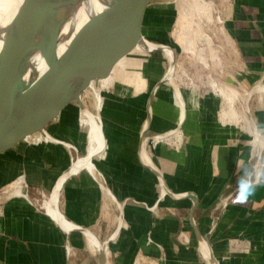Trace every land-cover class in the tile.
Segmentation results:
<instances>
[{
  "label": "crops",
  "instance_id": "0c3cea01",
  "mask_svg": "<svg viewBox=\"0 0 264 264\" xmlns=\"http://www.w3.org/2000/svg\"><path fill=\"white\" fill-rule=\"evenodd\" d=\"M224 8L237 54L232 82L251 91L247 108L259 140L222 121L219 95L183 90L181 114L173 84H161L151 100L147 134H173L156 145L149 140L146 151L171 192L195 200L175 198L162 194L156 173L140 157L149 98L161 77L149 91L140 126L115 119L132 109L139 92L120 88L103 96V139L92 156L86 157L87 119L81 122V109H67L48 133L30 138L0 162L4 178L20 180L22 188V194L0 193V264H98L99 249L91 248L80 228L113 243L120 264H134L140 255L159 264H208L201 237L217 264H264V0H225ZM151 63L153 70L158 62ZM101 138L100 131L96 147ZM55 190L60 220L43 204Z\"/></svg>",
  "mask_w": 264,
  "mask_h": 264
},
{
  "label": "water",
  "instance_id": "95a60500",
  "mask_svg": "<svg viewBox=\"0 0 264 264\" xmlns=\"http://www.w3.org/2000/svg\"><path fill=\"white\" fill-rule=\"evenodd\" d=\"M156 2L116 0L103 14L102 29L91 30L93 25L88 24L81 35L65 38L62 27L67 0H16L0 52V162L30 138L48 133L49 126L67 109L89 108L96 101L94 93L99 94L101 103L103 96L118 85L131 84L125 78L137 68L128 64L121 79L110 87L102 86L124 60H142L143 64V58L170 50L172 61L149 98L140 157L156 173L163 195L195 200L189 193L171 192L163 173L146 151L152 97L161 84H173L177 64V52L171 45L153 42L148 37L151 10ZM115 22L118 29L114 28ZM201 245L208 264H217L205 238L201 237ZM105 258V252L99 249L98 264Z\"/></svg>",
  "mask_w": 264,
  "mask_h": 264
},
{
  "label": "rangeland",
  "instance_id": "374dc122",
  "mask_svg": "<svg viewBox=\"0 0 264 264\" xmlns=\"http://www.w3.org/2000/svg\"><path fill=\"white\" fill-rule=\"evenodd\" d=\"M157 1L159 2V4L153 6L151 10V17L149 23L150 25L147 30V34L151 41L157 43L162 42V43L170 44L177 51V64L175 69L177 72L176 73L177 76L175 79L176 81L175 83L178 84L182 88V90H190L188 87L184 85L185 82L187 81L191 82L193 80V82L199 84L198 79L209 80L211 77H216L224 85L235 86V84L232 82L231 77L237 76V74L234 72L235 66L233 65L237 63V54L235 49H233V47L230 46L231 45L230 42L227 41V39L224 38V36L220 32H218L219 25H217V16L222 15V13L224 12L225 0H204V3L207 1L208 3H211L209 10L211 15L209 16L210 18L206 16L204 9L200 14H196V11L194 9L198 5V2L195 5L192 0H157ZM163 1L164 3L160 4ZM182 5H184L183 9L188 12L184 17H182L183 20L181 22H178L180 16V9L182 8ZM182 28L184 30V35L186 39H188L190 45L192 46L191 51L187 53L183 50L181 44L178 43L175 37L176 31H178L180 34L182 33ZM138 52L143 53L142 51H138ZM192 53L195 55H198V53L199 55L202 54L201 56L205 58L206 62L204 61V59L203 61H201V59L195 57V55H192ZM153 60L156 63L158 62L159 66L157 65L152 70L150 69V63L151 61L153 62ZM128 64L130 65L132 64L135 68H137L134 70L140 71V75L139 74L134 75L133 73L131 76V78L133 79L129 80V83L131 84H128L127 86L118 85L116 89H120V88L130 89L129 93H133L137 91L139 92L138 95L140 96L137 95L138 102L136 104L132 103L133 104L132 109L130 108L127 109L126 111L124 110L122 114L115 115V119L117 118L123 120L125 119L126 121L131 122L132 125L138 123V126H140L145 118L146 100L149 91L152 85L156 82V80L162 77V75L167 71L169 67V60L167 56L163 55L162 53L152 54L150 56L143 58V64H142V60L126 59L122 62V64L119 66L120 68L113 75L114 79L110 82V84L109 85L102 84V86L106 88L110 87L113 84V82H115L117 79H121L122 78L121 75H123L124 70ZM140 67L141 70H139ZM119 71L122 72L120 73ZM141 74L142 77L146 79V84L142 89L138 90V87L133 85V82L136 81L135 77L137 79L141 78ZM183 74L188 75L190 79L186 80ZM178 85L177 87H179ZM240 91L243 92V90ZM242 94L244 95V93ZM126 104H128V102H126ZM235 104L238 107L237 109L241 110V112H239L238 114L241 117L244 115L246 118L245 108L243 107L242 110V107L238 102L234 103V105ZM93 105L94 103L90 105L91 109L95 110V106ZM224 105L225 104L223 103V106ZM78 109L79 108H77V110ZM99 110H100V103H99L98 111ZM135 115H136V119H135ZM83 117H85L84 114L81 115V122ZM242 118L244 120V117ZM86 123L87 125L84 123L82 124L88 127V121H86ZM30 143H33V141H30ZM4 171L5 170L3 169L2 164H0V193L5 190H10V191L13 190V185L17 180V179H13L11 181L9 177L4 178L3 176ZM20 189L22 192L21 185H20ZM108 246H109L110 254L107 260L109 261V264H120V259L114 256V251L112 249L113 243H111ZM96 257L97 256H95V258ZM95 263L96 261L94 262V264Z\"/></svg>",
  "mask_w": 264,
  "mask_h": 264
},
{
  "label": "bare ground",
  "instance_id": "6f19581e",
  "mask_svg": "<svg viewBox=\"0 0 264 264\" xmlns=\"http://www.w3.org/2000/svg\"><path fill=\"white\" fill-rule=\"evenodd\" d=\"M67 1H68V3L65 6V16H64V22H63V27H62L63 36L65 38H68V36H70V35H73L76 37L78 35H81L80 33H82L86 29L88 24L93 25L90 27L91 30L96 29V28L102 29L104 24H102L101 22H102V17L105 15L104 14L105 10L110 8V7H113L116 4V0H67ZM192 1L194 2L195 5L198 2V5L196 6V8L195 9L193 8L196 11V14H200L204 9L206 16H208V18H210L209 16H211V15H210L209 10H210L211 3H208V1L204 3V0H192ZM15 3H16V0H0V52L4 46L8 23H10V21L13 18ZM183 7H184V5H182V8L180 9V16H179L178 22H181L183 20L182 17H184L186 15V13L188 12V11H185L183 9ZM207 14H209V15H207ZM94 17H95V19H93ZM115 27H116V29H118V27H119L118 22L114 23V28ZM76 32H78V33L76 34ZM175 37H176V40L178 41V43L181 44L183 50L186 53L191 51L192 46L190 45L188 39H186V37L184 35L183 28H182L181 34L178 31H176ZM79 38H80V40H84L86 37H79ZM232 45H234L233 42H232ZM138 51H141V50H138ZM164 53L166 54L168 60L172 61V55H171L170 50H167ZM192 55H195V54L192 53ZM201 55H199V53H198V55H195V57L201 59V61H203V59L205 61V58L202 57ZM119 72L121 73L122 71H119ZM133 73H134V75H137V74L140 75V71H138V70L134 71ZM132 74L130 75L129 78H125V79L126 80L133 79V78H131ZM175 77L176 76H174L173 83L176 86V88H178L177 84L175 83L176 82ZM113 79H114V77L110 78L108 81L104 82L103 84L109 85ZM135 79H136V81L133 82V85L137 86L138 90L142 89L144 87V85L146 84V79L142 77V74H141V78L137 79L135 77ZM180 81H182V80H180ZM212 87L223 98L224 104L227 105V106L224 105L223 108L221 109V112H220V118L222 119V121H224V122L228 121L230 123L236 124V126L239 125L241 130L246 131L247 133H250L252 135V137L254 136L257 140H259L260 134L256 130L254 123H253L251 117L249 116V113H248L249 108H246V110H245L246 118L244 115L242 116V117H244V120L238 114V112L233 108L234 102H236L237 99H239V100L244 99L245 94L243 95L236 87H234L232 85H224V84L215 85V84H213ZM178 90H180V89L178 88ZM93 95L95 96V100H96L94 105H93V106H95V110L91 109L90 108L91 106L89 108L87 107V108L82 110L83 114L87 118L88 129L90 131V137H91V147L89 149L90 150L89 155L86 157L91 156L95 151H97V149L101 146L102 139H103L102 130H101V122L99 120L100 117H99V111H98V109H99V96H98L97 92L94 93ZM239 100H237V102H239ZM179 109H180L181 114H184L183 107H182L181 103H180ZM181 118H182V116H181ZM180 121H181V119H180ZM100 131H101V137L102 138H101V142H100L99 146L96 147V144L98 143V140H99L98 138H99V132ZM84 161H86V159H84ZM88 165L91 167V164H89V162H88ZM93 169H92V171H93ZM16 182L13 185V192L15 194H22L21 189H20V182L21 181L19 180V182H17V183ZM56 192L57 191L55 190L54 196L51 198L50 201H44L43 204L47 208L50 215L55 216L60 220L61 216L56 212L57 210L54 208ZM114 234H112L109 239L113 238L115 236ZM87 239H88V242H89V244L93 250L98 251V249H102L105 252L106 257L108 258V255H109V246L107 243L108 240L102 243L92 233L87 234ZM99 264H109V261L105 258V259L101 260Z\"/></svg>",
  "mask_w": 264,
  "mask_h": 264
},
{
  "label": "built area",
  "instance_id": "2783aa9c",
  "mask_svg": "<svg viewBox=\"0 0 264 264\" xmlns=\"http://www.w3.org/2000/svg\"><path fill=\"white\" fill-rule=\"evenodd\" d=\"M217 24L219 25V31L224 38L227 39V41L230 42V46H232L234 48V46L231 43V40L228 37L227 34V29H226V19H225V13L223 12L222 15L217 16ZM186 80H189L190 77L186 74H183ZM176 74V70H175V75ZM231 77V76H230ZM176 79V77H175ZM199 84L193 82V80L187 81L184 83V85L186 87H188L193 93L199 94L200 92L202 93H208V92H212L215 93L217 95H219L212 87L213 84L215 85H220L222 84V82H220V80H218L216 77H211L209 80H202V79H198ZM178 85V84H177ZM174 96H175V101L178 104L181 103L182 107H183V111L185 110V101H184V97H183V90L182 88L179 86L178 88L181 89L178 90V88H176V86L174 85ZM235 87V86H234ZM237 88V87H236ZM240 91V90H239ZM242 92V91H240ZM178 93V94H177ZM245 94V98L241 100L242 105L244 106L245 110L247 108V99L248 97L251 95V91L247 90V89H243V92ZM178 95V96H177ZM220 96V95H219ZM221 97V96H220ZM172 131H170V134L168 133H161V134H155V135H150L149 139L147 140V143L149 142V140L152 142V144L156 145L158 142L161 141H167V139L172 135ZM66 249H67V253L69 256H71L72 254H74V251L71 247V245L69 243L66 244ZM134 264H159L158 260L153 258V257H149L146 255H140L138 257H136Z\"/></svg>",
  "mask_w": 264,
  "mask_h": 264
}]
</instances>
